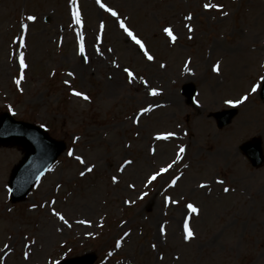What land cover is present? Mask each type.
I'll return each instance as SVG.
<instances>
[{
	"label": "rangeland",
	"instance_id": "obj_1",
	"mask_svg": "<svg viewBox=\"0 0 264 264\" xmlns=\"http://www.w3.org/2000/svg\"><path fill=\"white\" fill-rule=\"evenodd\" d=\"M100 3L117 15L96 0H0V113L66 143L17 203L6 192L22 152L0 147V264H56L85 253L93 264H264V0ZM186 83L196 88L190 101L180 92ZM226 108L237 112L218 128L209 114ZM252 137L262 144L257 166L238 146ZM125 160L131 164L120 170Z\"/></svg>",
	"mask_w": 264,
	"mask_h": 264
},
{
	"label": "water",
	"instance_id": "obj_2",
	"mask_svg": "<svg viewBox=\"0 0 264 264\" xmlns=\"http://www.w3.org/2000/svg\"><path fill=\"white\" fill-rule=\"evenodd\" d=\"M261 97L264 99V85L261 89ZM233 113L234 111H227L216 113L215 115H226L220 120L222 124L226 123ZM0 143H14L24 149V155L14 167L10 180L11 189L19 195H23L27 191L40 169L50 164L64 146L62 142L52 140L39 127L31 123L15 120L6 112L0 114ZM255 156V161L256 158H260L259 150ZM37 165L38 168H36ZM16 193L14 195H17ZM91 262L92 258L84 256L61 264H91Z\"/></svg>",
	"mask_w": 264,
	"mask_h": 264
},
{
	"label": "snow or ice",
	"instance_id": "obj_3",
	"mask_svg": "<svg viewBox=\"0 0 264 264\" xmlns=\"http://www.w3.org/2000/svg\"><path fill=\"white\" fill-rule=\"evenodd\" d=\"M71 2H72V4L75 6L76 0H71ZM96 2H97L98 4H100V7H101V8H104L105 11H109V12H111V15H112V16H116V15H117V13H116L115 11L111 10L110 8H106L105 5H104L103 3H100V0H96ZM205 7L207 8V7H209V5H205ZM211 7H217V5L213 4V5H211ZM224 15H227V13H224ZM73 16H74V22H75L76 24L79 25V24L81 23V20H80L79 14L76 13V12L74 11V12H73ZM27 19H28V20H35L36 18H35L34 16H32V15H29V16L27 17ZM185 19H191V16H187V17H185ZM119 26H120L121 29L124 30V32L126 33V35H127L128 37H130V38L134 41V43H135L136 45L139 46V48H140V50L143 52L144 56H145L149 61H151V60L153 59V56H151V55L148 54V52L145 50V45L141 42V40L138 39V38L133 34V32L130 31V30L125 26V24H124L123 21L120 22V25H119ZM24 27H25L24 25H21V28H24ZM100 27H101V29H102V28H103V24H101ZM163 31H164V33H165V34H166V35H167L172 41H175V40H176V36L173 35L172 30H171L170 28L165 27V28L163 29ZM188 31L191 32V31H192V28L189 27V28H188ZM96 39L99 40L100 37L97 36ZM15 42H16V41H14V43H15ZM84 51H85V49H84V45H83V37H80V42H79V54H80V55H83V54H84ZM20 67H21V69H23V68L26 67V65H25V63H24V60H23V53H21ZM160 67H164V65H160ZM218 70H219V62H217L216 64H214L213 67H212V71L216 72V71H218ZM124 72L127 73V75H128L129 77H132V76H133V73H132L128 68H124ZM68 75L71 76L72 73L69 72ZM21 79H23V77H21ZM130 82H131V81H130ZM15 83H16V84H19V83H20V79H17V80L15 81ZM72 94H73L74 96H78V97H79V96H83V98H84L85 100L88 99L87 96H84L83 93L78 92V91H74ZM149 94H150V95H156L157 93H156V90H155V89H152V90L149 92ZM244 99H246V97H241L239 100L236 101V103H241ZM226 103L231 104L232 101H231V100H228V101H226ZM140 111H141V112H148V111H150V109H149V108H142ZM133 122L135 123V122H137V121H133ZM171 135H172V133H168V134L163 135V136H161V135H157L156 139H157V140H161V139L166 140V139H168V137L171 136ZM183 152H184V148L181 147V148H180V153H183ZM68 154L71 156V155H72V152L69 151ZM177 158H179V155L177 156ZM76 160H77V161H80L81 163H83V161L81 160V157H79V156H76ZM130 164H131V161H129V160H125V161L123 162V164L121 165L120 170H123V168H124L125 165H130ZM171 167H172V165L169 164V165H167V167L160 168L159 171L154 172V173H153L151 176H149L147 179H148L149 181H154L158 176H160L162 173L166 172V171H167L169 168H171ZM86 171H87V172H91V171H92V168L88 167V168H86ZM80 175H81V176H84V175H85V172L82 171V172L80 173ZM178 179H179L178 177H174V178L172 179V184H175L176 181H177ZM112 180H113V183H115V182H116V177L113 176V177H112ZM216 183H218V184H222L223 181H222V180H217ZM129 187H132V185H129ZM199 187H201V188H205L206 185H204V184H200ZM223 191H224V192H228L229 189H228V188H224ZM168 200H169V197L166 196V197H165V201L167 202ZM171 202H172V203H176L175 200H173V201H171ZM125 203H128V201H125ZM133 203H134V201H133ZM33 207H35V205H33ZM186 208H187L188 210H190L192 213H197V212H198L197 207H195L192 203H188V204L186 205ZM54 215L58 216L59 219H61L62 221L64 220V217L61 216L58 212H57V213H54ZM65 222H66V221H65ZM81 223H83V221H81ZM163 231H164V229H163V227H161V233H163ZM128 235H129V233H127V232L124 233V236H128ZM193 236H194V233H193V232L191 231V229L189 228V224H188L187 220H185V222H184V235H183V239H184L185 241H189L191 238H193ZM116 246H117V247L120 246V241H119V240L116 241ZM5 247L7 248L8 245H5ZM153 247H155V245H153ZM24 257H25V259L27 260V259L29 258L28 253H25V254H24Z\"/></svg>",
	"mask_w": 264,
	"mask_h": 264
}]
</instances>
